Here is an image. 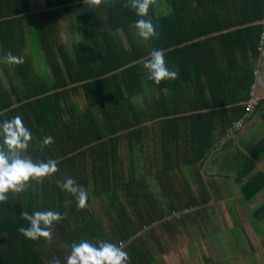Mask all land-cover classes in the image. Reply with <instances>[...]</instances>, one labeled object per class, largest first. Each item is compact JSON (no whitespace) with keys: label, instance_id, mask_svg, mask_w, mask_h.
Masks as SVG:
<instances>
[{"label":"trees","instance_id":"trees-1","mask_svg":"<svg viewBox=\"0 0 264 264\" xmlns=\"http://www.w3.org/2000/svg\"><path fill=\"white\" fill-rule=\"evenodd\" d=\"M37 2L39 11L32 0H0V123L20 116L33 136L25 155L56 160L59 171L0 203V264H67L71 245L85 240L127 245L129 264H155L147 229L153 239L169 227L168 244L178 230L198 226L208 237L211 204L225 199L219 193L214 201L211 181L219 176L205 167L234 144L221 150L222 139L253 120L264 0H156L146 18L159 38L149 40L134 35L141 17L125 7L129 0ZM153 49L164 50L177 79H148L142 61ZM9 52L23 63H5ZM255 109L264 112V102ZM47 136L54 142L42 147ZM241 147L247 151L235 157L237 182L252 205L264 193V171L257 168L264 137ZM69 177L88 193L83 209L57 184ZM152 179L171 214L158 205ZM174 181L186 198H178ZM97 199L109 227L93 208ZM47 210L66 216L53 225L50 242L18 231L29 226L23 211ZM253 216L264 243V203Z\"/></svg>","mask_w":264,"mask_h":264},{"label":"clouds","instance_id":"clouds-1","mask_svg":"<svg viewBox=\"0 0 264 264\" xmlns=\"http://www.w3.org/2000/svg\"><path fill=\"white\" fill-rule=\"evenodd\" d=\"M102 0H85V3L100 5ZM156 0H129L125 7H131L141 17L134 22V35L149 40L153 37L159 38L153 24L148 17L150 7ZM7 64H22L23 58L16 57L11 52L4 57ZM143 67L148 71V79L156 84L161 81L178 78L177 69H170L165 59L163 49H153L149 58L143 61ZM0 203L7 201L9 192L21 193L26 190L30 181L42 182L44 178L50 177L59 171L56 160L47 162H35L30 156L25 155L30 142L33 139L32 133L25 126L20 116L0 123ZM54 142L51 136L43 139V146L51 145ZM58 186L71 193L77 201V207L83 209L87 206L88 193L73 178L57 181ZM22 218L29 222L28 227H20L18 231L28 239L38 240L45 238L49 242L52 239V228L55 223L63 221L66 216L56 211H36L29 214L23 211ZM67 247V245H65ZM130 256L124 250L123 244L117 245L106 241H81L71 245L70 255L67 257V264H129Z\"/></svg>","mask_w":264,"mask_h":264},{"label":"rangeland","instance_id":"rangeland-1","mask_svg":"<svg viewBox=\"0 0 264 264\" xmlns=\"http://www.w3.org/2000/svg\"><path fill=\"white\" fill-rule=\"evenodd\" d=\"M34 1L32 0L33 4L35 3ZM41 4L40 2L36 7L39 8ZM241 128H243V124ZM262 160H264V156L260 159V161ZM151 173H154V171L151 170ZM224 181L219 179L215 185H213V180L211 181L212 188H214L213 191L217 192H214V195H212L214 201L221 198L220 194L225 200L219 201L216 205L212 202L213 207L210 208V217L205 221L206 230L209 234L208 237L203 236V231H199L200 227L198 226V229L196 227L194 229L178 230L177 233H174L175 237L172 242L170 241L171 243L168 244V238H171L172 235L168 232L171 229L166 227L164 229L166 232L158 230L160 232L157 234L158 247L161 240L163 244L166 241V249H171V253L175 250V254H179V256L175 257L177 260L174 259L172 264H264L263 237L257 230L251 229L254 210L256 211L262 205L264 194L260 195L254 204L248 205L243 201V195L239 197V191H235L237 190L235 189L237 188V183H234L232 180L229 182ZM152 182L154 186L153 192L156 194L154 197L161 201L158 202V205L163 211L171 214V205H168V200L164 203L165 195L161 186L155 179H152ZM179 184L180 182L174 181L173 185L177 186ZM227 185L230 191L226 189ZM217 186H224L225 188L221 190L219 188L216 189ZM182 187L179 185L177 189ZM240 188L242 190L241 186ZM180 190L181 192L178 191V198H186L187 194L183 189ZM96 203V206L93 208L96 212H100V219L106 227H109L111 223L108 220L109 217L106 216L107 210L100 200L97 199ZM194 210L195 208H192L189 211L187 210V212H194ZM113 211L115 213L117 209L115 208ZM129 214L133 216L132 210H129ZM174 217L177 218L175 213ZM245 244L246 248H244ZM154 255L156 258L155 264H170L165 256H157L156 252Z\"/></svg>","mask_w":264,"mask_h":264},{"label":"crops","instance_id":"crops-1","mask_svg":"<svg viewBox=\"0 0 264 264\" xmlns=\"http://www.w3.org/2000/svg\"><path fill=\"white\" fill-rule=\"evenodd\" d=\"M38 0H35L34 4L32 2V7L34 8L35 11H39L41 8L36 7V5L39 4V2H37ZM37 2V3H36ZM66 36V37H65ZM64 36V39H67V34ZM0 53H1V49H0ZM256 84L254 85L253 88V95H254V100L257 104H260L262 102H264V53L262 55V58L259 62V67L258 70L256 72ZM18 82V81H16ZM256 109H254V111L252 112L251 115H253V120L251 121H242L241 123L243 124V128L242 130H236L234 133L231 134V136H229L228 138H224L222 139L220 145H222L221 150L223 148V146L230 142L231 140L234 141V144L228 148L226 151L221 152L219 154V160H217V154H215V160H213L212 162H216V165L213 166L211 163V161H209V163H207L206 165V169L207 171H209V173H211V175L213 174H217L219 177L217 179V181L219 179L221 180H226L224 182H229V181H233L234 183H237V190L235 191H239V197L241 195H243L242 190L240 188V185L237 182V178L239 176V171L240 170V166L241 164L238 166V164L236 163V158L237 156H239L240 152L242 151H247L246 148L241 147L242 145H246V141L248 142L250 141H259L261 138L264 137V112H256ZM249 144V143H247ZM220 150V151H221ZM212 160V159H211ZM238 168V170H237ZM258 170H263L264 171V160L259 161L258 162ZM222 169V170H221ZM203 174H206V171L203 172ZM208 175V174H207ZM210 175V174H209ZM235 178V179H234ZM229 185V184H228ZM226 187V189H228V191H230L229 187ZM221 189H224V186L220 187ZM219 188V189H220ZM227 191V190H226ZM264 194V193H262ZM261 194V195H262ZM242 197V196H241ZM264 203V196H263V201L262 204ZM213 206V204H211ZM177 216V215H176ZM170 219L175 218L174 215L172 217H169ZM251 229L254 230V225L251 224ZM149 229H147L146 231H148ZM145 231V232H146ZM143 232V234H145L146 236L148 235L147 240L149 241H145L148 245L147 247L152 248L154 250L153 254L156 252V255L158 256H165L166 259L169 261L170 264H172L173 260L176 259L175 257L179 254H175V250H173V252L171 253V249H166L167 244L162 242V240L160 241L159 247L157 245V236L153 237L152 239V232ZM127 245H124V248ZM156 246V248H155ZM170 252V253H169ZM155 256V255H154ZM177 260V259H176Z\"/></svg>","mask_w":264,"mask_h":264},{"label":"built area","instance_id":"built-area-1","mask_svg":"<svg viewBox=\"0 0 264 264\" xmlns=\"http://www.w3.org/2000/svg\"><path fill=\"white\" fill-rule=\"evenodd\" d=\"M256 104L257 103L255 102V100H252V102L249 104V111L250 112H253L254 111ZM241 126H242V123L241 124H238L237 127L241 129Z\"/></svg>","mask_w":264,"mask_h":264}]
</instances>
